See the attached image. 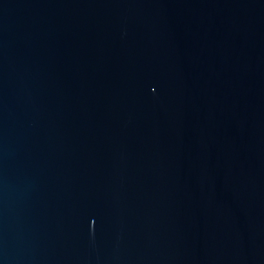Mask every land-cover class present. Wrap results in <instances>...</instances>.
Wrapping results in <instances>:
<instances>
[{"label": "water", "instance_id": "1", "mask_svg": "<svg viewBox=\"0 0 264 264\" xmlns=\"http://www.w3.org/2000/svg\"><path fill=\"white\" fill-rule=\"evenodd\" d=\"M0 264H264V0H0Z\"/></svg>", "mask_w": 264, "mask_h": 264}]
</instances>
